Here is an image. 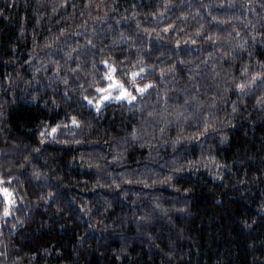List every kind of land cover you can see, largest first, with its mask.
<instances>
[{"label":"trees","instance_id":"16d2710c","mask_svg":"<svg viewBox=\"0 0 264 264\" xmlns=\"http://www.w3.org/2000/svg\"><path fill=\"white\" fill-rule=\"evenodd\" d=\"M0 186V264H264V0H0Z\"/></svg>","mask_w":264,"mask_h":264},{"label":"rangeland","instance_id":"374dc122","mask_svg":"<svg viewBox=\"0 0 264 264\" xmlns=\"http://www.w3.org/2000/svg\"><path fill=\"white\" fill-rule=\"evenodd\" d=\"M109 85L103 89V98L108 97L107 99H119L126 100L127 102H132L136 99L143 89L137 85L126 87L121 82L117 81L113 74L108 75ZM15 201L11 191L0 186V220L5 216H8L12 212ZM7 212V214H5Z\"/></svg>","mask_w":264,"mask_h":264},{"label":"snow or ice","instance_id":"6c2138e0","mask_svg":"<svg viewBox=\"0 0 264 264\" xmlns=\"http://www.w3.org/2000/svg\"><path fill=\"white\" fill-rule=\"evenodd\" d=\"M108 97H105V99H107ZM121 97H118V99ZM73 123H75V121H73ZM55 131V129H53V132ZM5 214H7V212H5Z\"/></svg>","mask_w":264,"mask_h":264}]
</instances>
